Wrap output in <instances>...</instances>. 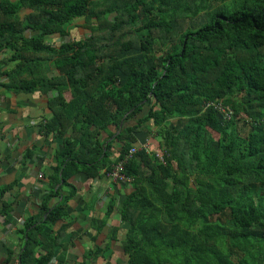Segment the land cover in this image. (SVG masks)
Segmentation results:
<instances>
[{"label": "trees", "instance_id": "1", "mask_svg": "<svg viewBox=\"0 0 264 264\" xmlns=\"http://www.w3.org/2000/svg\"><path fill=\"white\" fill-rule=\"evenodd\" d=\"M80 17L90 32L70 39ZM1 53L0 86L56 92L42 131L63 138L19 264H97L101 248L67 258L75 188L48 203L121 161L127 259L106 264H264V0H0Z\"/></svg>", "mask_w": 264, "mask_h": 264}, {"label": "crops", "instance_id": "2", "mask_svg": "<svg viewBox=\"0 0 264 264\" xmlns=\"http://www.w3.org/2000/svg\"><path fill=\"white\" fill-rule=\"evenodd\" d=\"M54 41L60 44L63 40L55 37ZM6 57L7 53L0 54V60ZM13 65L8 62L3 69ZM54 96L55 91L15 93L0 86V264H19L26 239L22 232L25 221L44 214L43 201L52 188L49 177L56 174L61 177L62 170L57 166L61 162L58 153L63 149V138L55 132L46 135L42 131L43 123L52 115L50 101ZM65 98L71 99L70 91L65 92ZM100 136L106 144L112 139L106 132ZM146 138L148 141L144 139L137 145L143 147L147 141L150 149L155 150L151 137ZM58 186L60 196L49 199L51 208L69 195L72 186L75 188L67 201L70 216L60 223L70 222L63 239L69 242L68 260L80 262L87 251L101 248L103 253L97 264L125 261L121 243L126 224L119 207L133 190L132 185L114 182L104 172L94 178L79 172L68 183L61 181ZM98 219L106 220L101 230Z\"/></svg>", "mask_w": 264, "mask_h": 264}, {"label": "built area", "instance_id": "3", "mask_svg": "<svg viewBox=\"0 0 264 264\" xmlns=\"http://www.w3.org/2000/svg\"><path fill=\"white\" fill-rule=\"evenodd\" d=\"M207 105H209V104H207ZM223 110H225V112L227 114L226 116L230 117L231 111L227 108L226 109L223 108ZM143 147H146L149 150H151L148 142ZM136 151H137L136 147L131 148L129 151L128 157H132ZM154 152L161 160L164 159L163 154L160 150H155ZM123 170H124V164H123V161H121L115 165L114 169L108 175L114 182H117L120 184L127 183L129 181V178L123 173Z\"/></svg>", "mask_w": 264, "mask_h": 264}, {"label": "rangeland", "instance_id": "4", "mask_svg": "<svg viewBox=\"0 0 264 264\" xmlns=\"http://www.w3.org/2000/svg\"><path fill=\"white\" fill-rule=\"evenodd\" d=\"M87 23L85 22V18H77L74 22L73 25H71L72 29H71V35L69 36V38L73 39V38H77L80 39L82 38V36L88 34L90 31L87 28ZM68 39V37H67ZM239 129L244 132L245 130H247V127L243 124L240 123L239 124ZM124 262V261H122Z\"/></svg>", "mask_w": 264, "mask_h": 264}]
</instances>
